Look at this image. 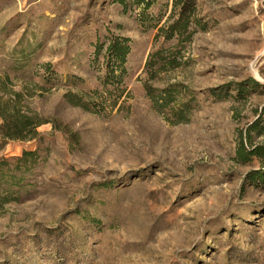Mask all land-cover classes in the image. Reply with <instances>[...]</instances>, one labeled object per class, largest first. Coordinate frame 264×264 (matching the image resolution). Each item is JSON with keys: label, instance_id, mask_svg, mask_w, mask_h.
<instances>
[{"label": "rangeland", "instance_id": "1", "mask_svg": "<svg viewBox=\"0 0 264 264\" xmlns=\"http://www.w3.org/2000/svg\"><path fill=\"white\" fill-rule=\"evenodd\" d=\"M172 2L145 21L132 0H0V105L41 123L0 151L24 177L0 264H264V160L236 154L264 146V0H193L186 32L155 39ZM114 37L122 93L102 85ZM156 50L174 64L145 70Z\"/></svg>", "mask_w": 264, "mask_h": 264}, {"label": "trees", "instance_id": "2", "mask_svg": "<svg viewBox=\"0 0 264 264\" xmlns=\"http://www.w3.org/2000/svg\"><path fill=\"white\" fill-rule=\"evenodd\" d=\"M121 3H125V0H116ZM134 5H137L141 8V16L143 20L146 21V11L153 5L154 0H132ZM193 0H173L172 7L173 10L178 8L180 18L171 24L168 28H165L164 25L159 26L157 28V34L155 39L158 37H164L165 39H170L175 35H182L187 30L188 20L186 13L192 8ZM156 26V25H155ZM103 43L97 45L96 53L98 54L101 49H103ZM130 51V46L128 44V40L124 38L114 37L109 40L108 44L105 47V77L102 81V85L104 87H114L113 90L116 92L122 93L123 89L119 88V86L123 85V80L125 76V63L127 55ZM166 61L165 57L162 56V51L156 50L151 52L148 55L147 61L145 63V70L150 69L156 64L159 63V68L165 66L164 62ZM175 59L168 60L165 64H174ZM162 62V63H160ZM256 83L255 81L253 82ZM112 90V91H113ZM107 91V90H106ZM240 92H244V88L239 89ZM18 95V94H17ZM169 95V94H168ZM119 95L117 96V98ZM116 98V99H117ZM69 99L74 104H81L79 98L75 95H69ZM74 99H78L74 101ZM115 99L113 100L112 105H115ZM83 107H86L85 104H81ZM0 118L2 120L0 124V151L4 146V142L7 139H31L36 134V128L41 124L40 121L36 120L35 117L28 116L26 114L20 113L17 106L4 104L0 105ZM260 124L258 122L254 123L251 127L257 128ZM247 142L251 144V139L248 138ZM252 148H248L246 146V141H240L238 144L236 154L239 159L243 162L249 161L253 158H257L258 160H264V146H251ZM34 151H24L21 156L15 157V168L10 169V171L21 169L20 165L26 164L27 162L31 163L34 158ZM21 163V164H20ZM9 165V160L2 157L0 158V205L3 202H6L7 199L13 196L17 191L12 189L11 186L19 185L21 180L24 178L23 173L17 175L15 171L7 173L4 170L5 166ZM24 166V165H23ZM251 180H256L258 182L264 183V172H252L249 174Z\"/></svg>", "mask_w": 264, "mask_h": 264}]
</instances>
